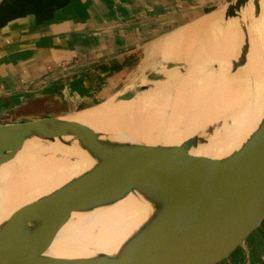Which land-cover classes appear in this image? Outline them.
<instances>
[{
	"label": "bare ground",
	"instance_id": "1",
	"mask_svg": "<svg viewBox=\"0 0 264 264\" xmlns=\"http://www.w3.org/2000/svg\"><path fill=\"white\" fill-rule=\"evenodd\" d=\"M240 17L249 48L236 69L232 63H239L243 35L237 21L231 20L217 31L223 36L222 48L210 44L209 37V44L199 48L197 55L189 54L193 59L180 61L179 55L177 60L167 59L172 63L167 68L154 66L152 73L161 79L151 82L152 89L126 98L137 86L131 84L103 105L73 117L69 115L74 112H68L60 119L77 123L85 134L104 143L127 149L142 145L147 156L192 146V156L225 159L264 127V5L258 17H250L249 9ZM218 21V16L209 15L155 42L153 49L166 55L178 44L201 37ZM147 82L141 78L138 84ZM50 155L53 157L48 158ZM94 164L70 136L53 141L33 138L16 153L0 152V227L14 211L55 191ZM153 211L150 203L133 192L109 206L76 209L31 223L11 243L26 257L41 251L37 258L49 261L115 255Z\"/></svg>",
	"mask_w": 264,
	"mask_h": 264
},
{
	"label": "water",
	"instance_id": "2",
	"mask_svg": "<svg viewBox=\"0 0 264 264\" xmlns=\"http://www.w3.org/2000/svg\"><path fill=\"white\" fill-rule=\"evenodd\" d=\"M261 4L264 0H230L209 14L219 18L207 31L215 38H223L217 31L224 24L237 21L243 44L233 69L243 64L249 48L240 15L249 9L250 17H258ZM145 78L149 83L135 84L125 97L152 89L151 82L161 76L151 73ZM60 118L0 122V152L16 153L33 138L53 141L70 136L95 160L88 171L8 217L0 227V264H228L264 224V127L238 151L218 160L190 155L192 146L147 156L142 145L127 149L104 143ZM133 192L154 211L115 255L49 261L37 258L41 251L26 257L19 247H12L15 235L31 223L76 209L109 206Z\"/></svg>",
	"mask_w": 264,
	"mask_h": 264
},
{
	"label": "crops",
	"instance_id": "3",
	"mask_svg": "<svg viewBox=\"0 0 264 264\" xmlns=\"http://www.w3.org/2000/svg\"><path fill=\"white\" fill-rule=\"evenodd\" d=\"M229 1L0 0V108L106 99L149 46ZM228 264H264V224Z\"/></svg>",
	"mask_w": 264,
	"mask_h": 264
},
{
	"label": "rangeland",
	"instance_id": "4",
	"mask_svg": "<svg viewBox=\"0 0 264 264\" xmlns=\"http://www.w3.org/2000/svg\"><path fill=\"white\" fill-rule=\"evenodd\" d=\"M210 34H211L210 32L209 33L204 32V33H202L201 37L196 36V37L192 38L189 41L190 43L188 42V40H186L181 45L178 44L177 48L175 47V48L169 49L167 51L166 55H163V50L160 53H157L153 49V45L149 46L148 52L145 55L141 56L140 66L138 68H136L135 71L130 73L123 80L124 82L120 85L118 92L121 91L123 88L127 87L128 85L138 84L139 81L141 80V78L148 77L152 73V68L154 66L163 65L164 67L167 68L172 64L171 62H169V60H171V59L177 60L178 59L177 56H179V55H180L179 56L180 58L178 60L186 58L187 60H185V61H188L189 57H190V59H193L194 57L193 56L191 57L190 55H193V53L197 55V50L199 48L201 50V45H203L205 47V45L209 44V43H206L208 41H210V44H213L214 46L218 45V46H220L219 48H222L221 44L223 43V41L221 42V40H223V38L218 37V36L215 38L214 35H210ZM205 37H206V39H205ZM209 37H210V39H209ZM198 38H199V41H198ZM192 43H194V44L192 45ZM186 45H187V47H186ZM183 50H185V51L188 50L187 54ZM191 50H192V53H191ZM180 52H182V54H180ZM172 54H174V57ZM183 54H184V57H183ZM167 59H169V60H167ZM158 61H160V62H158ZM116 93H114V94H116ZM114 94H112L109 97H107L106 99H103V100L98 101V102H93V101L89 100L86 103H77V104H75L74 102H71V103L69 102L67 104H62V103L59 104L58 102H55L52 99L38 101V102H35V103L30 105V107L27 109V114L28 113H34L33 117H31V118H40V117L61 116L64 113L74 112L72 115H69V117H73L76 113H78L80 111H84V110H88V109H94L100 105H103L104 103L107 102V99L111 98ZM22 118H25V116L24 115H18L16 111L7 112V111H5V108H0V122L14 121V120L22 119ZM52 157L53 156H51V155L48 156V158H52Z\"/></svg>",
	"mask_w": 264,
	"mask_h": 264
},
{
	"label": "trees",
	"instance_id": "5",
	"mask_svg": "<svg viewBox=\"0 0 264 264\" xmlns=\"http://www.w3.org/2000/svg\"><path fill=\"white\" fill-rule=\"evenodd\" d=\"M207 12H210V11L208 10ZM16 112H17L18 115H28L29 114V113L27 114V108L26 107L23 108V109H19Z\"/></svg>",
	"mask_w": 264,
	"mask_h": 264
}]
</instances>
